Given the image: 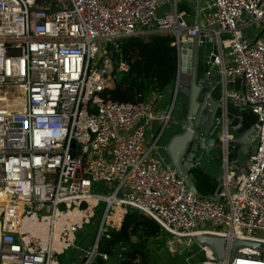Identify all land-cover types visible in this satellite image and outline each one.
<instances>
[{"label":"built area","instance_id":"1","mask_svg":"<svg viewBox=\"0 0 264 264\" xmlns=\"http://www.w3.org/2000/svg\"><path fill=\"white\" fill-rule=\"evenodd\" d=\"M167 1L0 0V264H60L100 202L95 245L82 264L99 253L98 238L119 228L128 207L179 243L197 234L223 237L225 258L199 243L200 264H264V0H206L202 19L192 22L177 0L158 14ZM253 22L262 30L244 37ZM155 33L173 36L174 86L182 43L213 39L207 71L218 74L221 99L254 115L255 146L244 169L230 164L223 144L222 194L196 195L170 161L154 155L161 130L144 140L149 122L165 126L171 108L157 114L150 98L117 101L101 93L114 82L116 55V70L128 71L119 39ZM102 40L108 53L93 66ZM239 77L245 88L227 89ZM222 132L230 137L225 125ZM99 181L112 184L110 191H98ZM234 239L249 243L237 244L229 261Z\"/></svg>","mask_w":264,"mask_h":264},{"label":"water","instance_id":"2","mask_svg":"<svg viewBox=\"0 0 264 264\" xmlns=\"http://www.w3.org/2000/svg\"><path fill=\"white\" fill-rule=\"evenodd\" d=\"M198 12L199 0H196L195 21L198 20ZM197 49V36L190 37L182 43L178 85L174 86V101H171L169 108L176 103L177 95L181 99L178 101L179 107L174 118L161 128L159 137L164 138V141L162 144L158 143L157 148L168 157L179 176L196 195L216 196L218 193H223L222 169L220 167L216 171L213 177L215 187L206 194L199 188L197 182L198 178L202 179V176L206 175V167L203 164L214 163L221 159L225 143L226 153L235 150V156L230 159V164L244 167L250 154V143L253 141L255 132L253 122H244L241 117L237 124L225 125V130L230 137L223 134V126L215 131L216 124L219 127L220 119L217 118L216 113L218 107L221 106V101L213 97V90L220 84V79L213 71L197 69ZM242 81V89H244V79ZM108 86L110 85L106 84L104 87ZM234 105L239 114L247 107L246 105ZM243 123L245 128L239 131ZM241 154H245L244 160H240ZM122 192L123 189L120 193ZM195 241L209 246L218 259L225 258L223 237L197 234ZM248 243L234 239L228 260L230 261L234 256L237 244ZM260 245L264 246V244Z\"/></svg>","mask_w":264,"mask_h":264},{"label":"trees","instance_id":"3","mask_svg":"<svg viewBox=\"0 0 264 264\" xmlns=\"http://www.w3.org/2000/svg\"><path fill=\"white\" fill-rule=\"evenodd\" d=\"M188 6L186 2L178 5L180 9H189ZM172 39L170 34L158 33L147 37H121L119 44L122 57L129 64L128 71L121 73L116 70V55L113 63L114 82L101 93L117 101H142L173 86L178 57L175 46L171 44ZM247 118L249 122L254 121L252 113ZM102 206L100 202L97 208L99 212ZM86 225L77 232L76 240ZM160 234L170 233L149 215L128 207L119 228H110L108 236L102 235L97 241V251L107 253V258L97 253L89 264H109L113 257L117 258L116 264H149L148 243Z\"/></svg>","mask_w":264,"mask_h":264},{"label":"rangeland","instance_id":"4","mask_svg":"<svg viewBox=\"0 0 264 264\" xmlns=\"http://www.w3.org/2000/svg\"><path fill=\"white\" fill-rule=\"evenodd\" d=\"M187 2L189 5V9H191V0H177V3L181 2ZM206 5V0H200V20L202 19V15L204 14V6ZM172 0L167 1L166 3L162 4L158 9V14L167 13L172 11ZM191 12V11H190ZM192 14V12H191ZM192 17L194 18V15L192 14ZM187 18V16H186ZM189 21V20H188ZM150 25H155L154 21L150 23ZM262 24L260 22H253L246 28L242 30V34L244 37H247L249 39H254V37L262 30ZM264 35V32L262 33L261 37ZM222 37H225L224 34H222ZM224 52H227V49L224 48ZM108 53L107 49V42L102 40L98 44V51L95 54V57L92 59V65L98 66V63L102 61V58ZM169 90L166 88L163 90L164 96L157 100L156 104L150 102V107L154 113H156V110L159 109L161 105H165L163 103L164 98L171 97V93H169V97L165 95ZM178 96V95H177ZM175 97L176 103L171 108V112L174 113V116L177 113L178 110V101L181 99V97ZM166 106V108H169V104ZM161 124V123H160ZM148 133L145 134L144 140H149ZM251 149L255 146V141H252L250 143ZM167 160L169 161L168 157ZM237 168H240L239 166L235 165ZM244 169V167H242ZM112 188V184L108 185L106 182L99 181L97 185V190L100 192H107L110 191ZM100 212L97 210L94 217L90 220V222L86 225V227L83 229L82 235L77 238L75 241V244L72 247H69L66 249L62 254H60L59 261L60 264H82L84 260V255L87 254L89 251H91L95 245V241L97 238V231H98V218H99ZM199 224L201 226H210L205 221H199ZM85 226V225H84ZM83 226V227H84ZM94 232L92 233V231ZM100 238V237H99ZM98 238V239H99ZM148 254H149V264H190L191 262H198L199 264L204 259V254L201 251L200 244L195 241V238L192 239L190 243H179L175 240V238L170 234H160L158 238L151 239L148 243ZM117 258L113 257L109 264H116Z\"/></svg>","mask_w":264,"mask_h":264},{"label":"crops","instance_id":"5","mask_svg":"<svg viewBox=\"0 0 264 264\" xmlns=\"http://www.w3.org/2000/svg\"><path fill=\"white\" fill-rule=\"evenodd\" d=\"M191 2L193 3V4H191V9L190 10L187 9V8H184V9L186 11H188L189 13L192 12V14L194 15V18L192 17V14H190L188 16V18H187V20H189V21L192 22L193 20H195L196 0H191ZM199 5H200V3H199ZM188 8H189V6H188ZM198 17H200V12H198ZM216 51H217V46H216V43H215V41L213 39H207L203 43H200V44L198 43V49H197V69L200 70V71L208 70L209 69V65H207V60L211 57L210 54L211 53H215ZM225 60H227V56H225ZM242 85H243L242 78L239 77V78H236L232 83H228L226 85V87H227V89H230V88H236V89L241 88L242 89ZM167 89L169 91L167 93H165V95H167V97H169V93H171V97H169L168 100H167V98H164L163 103L165 105H161L159 107V109L156 110V113L157 114L162 113V111L163 112H167L168 110H170V108H166V106L168 105V103L170 102V100L171 101L172 100L174 101V85L173 86H168ZM222 92H223L222 91V84L220 83V84H218L214 88V90H213V97H215V99L221 101V104H220L221 106L218 107L216 116H217V118L220 119L219 121L222 123V126L223 125H228V124H233V125L234 124H237V122L240 119V117L243 118V121L244 122L249 121V119L247 118L248 114L250 113L249 108L248 107H245L242 110L241 114H239L237 112L236 106L234 105L235 103H233V102H231L229 100H227L226 102H224L221 99ZM157 94L158 95L160 94V96L158 98H156L157 97ZM162 96H164L163 91L162 92L155 93L150 99L153 102L155 101V104H156L157 100H159L160 98H162ZM169 106H170V104H169ZM243 115H245V116H243ZM172 118H174V113L171 112V110H170V119L168 120L167 124H169V122H170V120ZM162 124H163V121L160 120V119H152L149 122L148 126L145 129V134L148 133V136L150 137L149 140H147V141H150L152 138H154L156 136V134L159 132V130H161ZM244 128H245V125L243 123V125L238 130L240 131V130H242ZM163 141H164V138H162V137L160 138L159 137L158 143L159 144H162ZM228 154H229V158L231 159L232 157L235 156V150H233L231 153L229 152ZM154 155L155 156L160 155L161 157H163V159H165L166 161H168L167 160V157L165 156V154L162 153L159 149H158V153L157 154H154ZM245 157H246L245 154H241L240 160H244ZM203 166L206 167V175L205 176H202V179L198 178L200 180L197 179V182H198L199 188L203 192H205L206 194H208L215 187V181L213 180V177L215 176L216 171L221 167V159H219L217 162H214V163H209V164L206 163V164H203Z\"/></svg>","mask_w":264,"mask_h":264},{"label":"flooded vegetation","instance_id":"6","mask_svg":"<svg viewBox=\"0 0 264 264\" xmlns=\"http://www.w3.org/2000/svg\"><path fill=\"white\" fill-rule=\"evenodd\" d=\"M216 126H217V127L215 128V131H217L220 127H222V123L219 122V127H218L217 124H216Z\"/></svg>","mask_w":264,"mask_h":264},{"label":"bare ground","instance_id":"7","mask_svg":"<svg viewBox=\"0 0 264 264\" xmlns=\"http://www.w3.org/2000/svg\"><path fill=\"white\" fill-rule=\"evenodd\" d=\"M206 264H216V263H215V262H211V261H210V262H207Z\"/></svg>","mask_w":264,"mask_h":264}]
</instances>
